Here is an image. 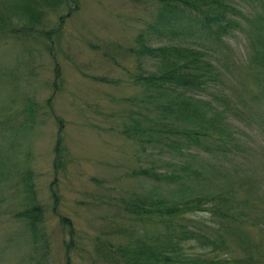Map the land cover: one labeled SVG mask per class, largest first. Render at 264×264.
I'll return each mask as SVG.
<instances>
[{"label":"rangeland","instance_id":"374dc122","mask_svg":"<svg viewBox=\"0 0 264 264\" xmlns=\"http://www.w3.org/2000/svg\"><path fill=\"white\" fill-rule=\"evenodd\" d=\"M228 1L249 19L264 16V0ZM77 2L73 12L47 13L46 26H57L50 49L0 41V174L7 173L0 177V264H100L94 238L104 225L121 223L115 203L130 192L172 199L201 191L232 193L233 211L242 219L236 233L244 242L229 236L228 248L242 255L245 246L256 244L264 252V106L251 99L259 85L246 70L249 32L254 33L248 31L250 20L233 15L238 26L223 36L224 45L204 52L223 74L194 92L229 111L226 130L235 147L226 153L206 152L178 140V155L171 144L179 136L159 132L155 119L161 115L187 127L191 120L179 104L161 114L166 99L159 92L148 95L147 84L165 63L140 54L142 45L153 51L176 42L149 29L153 22L157 29L160 25L154 21L157 3ZM58 14L64 15L60 23ZM258 35L262 32L255 30L254 49L264 43ZM220 91L228 97L226 107L222 97H215ZM126 126L136 128L124 132ZM180 160L186 172L179 177L170 170ZM148 166L160 173L156 183L140 173ZM27 170L43 215L44 236L36 243L25 224L10 215L29 203L24 199ZM164 174L179 179L168 184ZM58 216L70 223V230Z\"/></svg>","mask_w":264,"mask_h":264},{"label":"trees","instance_id":"16d2710c","mask_svg":"<svg viewBox=\"0 0 264 264\" xmlns=\"http://www.w3.org/2000/svg\"><path fill=\"white\" fill-rule=\"evenodd\" d=\"M77 1L0 0V41L35 43L38 48L48 45L46 49H50L51 35L57 26H46L47 13H57L61 9L73 12L78 7ZM150 1L157 3L158 11L154 14V21L160 24L157 29L158 26L154 22L151 23L150 31L157 37L167 34L176 38V42L169 46H159L153 51L151 46H141L140 54L155 55L165 63L161 72L148 77V95L159 92L158 95L166 99L161 107V114L172 111L173 107L178 109L176 105L179 104L184 115L191 120L188 127L177 126L173 121L163 120L160 115L155 119L158 131L179 136L171 144L173 151L178 155L179 150H182V146H178V140L189 142L191 146L206 152L230 151L235 147V141L226 130L225 118L229 111L211 100L195 97L194 92L204 90L209 81L223 74L220 67L204 56V52L224 45L223 36L238 26L233 15L241 18L242 13L230 5L228 0ZM57 16V22L60 23L64 15ZM243 19L250 20L248 31H254L249 32L248 44L251 52L248 53L249 65L246 70L254 73L253 84L256 82L259 87L257 92L251 95V99L260 101L264 106V43L257 44L255 49L252 48L255 44V30L262 32V36L258 35L256 39H263L261 41L264 42V16L256 14L252 19L247 16H243ZM198 43H204L205 50L197 46ZM145 79L147 78L144 77ZM221 93L220 91L215 97L217 100L222 97L226 107L228 97ZM6 108L8 109L7 105ZM25 109L28 110V117L34 120V112L29 113L27 106ZM128 128L129 132H132L136 127L126 126L123 128L124 132L128 131ZM138 130L145 131L144 127ZM174 164L177 167L171 168L170 173L182 176L186 169L185 163L180 160ZM28 171L23 177L26 187L24 199L29 203L26 207L12 210L10 215L25 224L31 242L36 243L44 236L41 228L43 215L41 206L36 201ZM2 173L0 177L7 175L4 171ZM140 173L152 183H156L157 175L160 174L151 166L144 167ZM163 176L168 178V184L179 179L167 174ZM13 195L18 202L19 193ZM231 196L232 193L228 192L201 191L191 193L188 197L172 199L161 197L159 194L153 197L151 194L130 192L127 197L118 198L115 203V216L119 217L117 220L121 223L104 225L95 236L94 256L100 264H264V252H259L260 248L256 244L252 247L245 246L242 255H237L228 248L226 242L229 236L240 243L244 242L237 237L236 232L239 231L242 219L236 217L238 214L233 211L236 206ZM51 197L55 201L53 193ZM58 218L60 222L65 220L62 224L70 230V223L62 216ZM123 219L128 220L125 225L122 223ZM46 246L47 239H44L43 247Z\"/></svg>","mask_w":264,"mask_h":264}]
</instances>
